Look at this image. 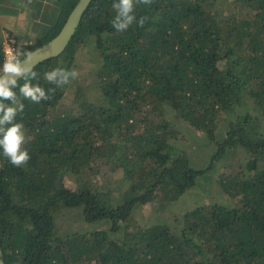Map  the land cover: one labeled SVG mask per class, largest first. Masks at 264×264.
<instances>
[{
    "label": "trees",
    "instance_id": "16d2710c",
    "mask_svg": "<svg viewBox=\"0 0 264 264\" xmlns=\"http://www.w3.org/2000/svg\"><path fill=\"white\" fill-rule=\"evenodd\" d=\"M113 2L91 0L63 50L30 69L48 100L14 89L30 160L13 167L0 150L4 263L264 264V0H153L134 7L144 25L124 32L111 25ZM87 49L100 63L86 84L45 80L57 67L76 71ZM190 127L212 145L201 164L178 145ZM231 154L236 164L217 176L227 199L164 222L136 217L139 204L157 214L200 192ZM118 173L123 188L95 180ZM76 208L101 226L59 230Z\"/></svg>",
    "mask_w": 264,
    "mask_h": 264
},
{
    "label": "clouds",
    "instance_id": "9594fccd",
    "mask_svg": "<svg viewBox=\"0 0 264 264\" xmlns=\"http://www.w3.org/2000/svg\"><path fill=\"white\" fill-rule=\"evenodd\" d=\"M153 0H114L111 7L115 15L111 21L112 27L117 32L126 31L134 22L143 26L146 17L136 20L134 7L136 4L151 5ZM37 73L26 68L18 55H10L0 67V150L13 167H22L30 160L28 150L24 147L27 143L23 123L16 122V116L24 109V104L18 100L19 96L33 103L48 100L49 96L39 84L31 81L37 78ZM78 73L75 70H65L57 67L44 73L48 83L62 87L76 79ZM23 77L25 82L18 85L17 80ZM8 102V103H6Z\"/></svg>",
    "mask_w": 264,
    "mask_h": 264
},
{
    "label": "rangeland",
    "instance_id": "374dc122",
    "mask_svg": "<svg viewBox=\"0 0 264 264\" xmlns=\"http://www.w3.org/2000/svg\"><path fill=\"white\" fill-rule=\"evenodd\" d=\"M25 52V51H24ZM20 56H24L23 53ZM20 57V58H21ZM76 64V72L78 76L76 79H73L72 83H87L88 79L91 78L92 72L97 68L100 63V56L96 51L91 49L83 50L77 53L76 59L74 60ZM67 102H70L67 100ZM70 105V104H69ZM66 105V106H69ZM185 141H179L178 145H181L188 153L190 157V163H203L208 158V154L212 150V145L207 143L204 135L200 131H195L193 127H190V131L185 134ZM176 145V146H178ZM175 146H172L173 148ZM181 154V151L175 150L173 155ZM234 163V164H233ZM236 164L235 159H233V155H228L226 158L219 160L214 172H212L210 177V181L201 180L195 185L197 187V191L186 192L181 195L175 202L170 203L169 205L162 208L163 212L161 213H152L151 212V202H147L145 204H139L135 207L134 213L141 223H154V222H164L168 221L173 217V214L180 213L184 208H189V206L198 203H207L213 201H222L224 198L227 199V195L223 192L222 189L218 187V175L222 171H227L232 168ZM95 180L99 185L108 184L109 186H113L114 188H123L127 185L128 180L123 179L120 173L113 174L112 179L108 180L107 178H101L100 176H96ZM64 183L67 186H75L73 179L71 177L65 176ZM191 204V205H190ZM78 211L76 213H70L65 215L64 217L57 219V228L61 230L62 227L71 228V229H91L100 227V223L95 222H84L82 216L80 214L79 208H76Z\"/></svg>",
    "mask_w": 264,
    "mask_h": 264
},
{
    "label": "crops",
    "instance_id": "0c3cea01",
    "mask_svg": "<svg viewBox=\"0 0 264 264\" xmlns=\"http://www.w3.org/2000/svg\"><path fill=\"white\" fill-rule=\"evenodd\" d=\"M72 0H0L1 48L8 36L16 42V55L53 37L69 14ZM25 51V52H24Z\"/></svg>",
    "mask_w": 264,
    "mask_h": 264
},
{
    "label": "water",
    "instance_id": "95a60500",
    "mask_svg": "<svg viewBox=\"0 0 264 264\" xmlns=\"http://www.w3.org/2000/svg\"><path fill=\"white\" fill-rule=\"evenodd\" d=\"M91 0H77L58 32L46 42L32 48L19 58L26 68H32L44 59L59 54L73 34L76 26ZM0 264H5L0 246Z\"/></svg>",
    "mask_w": 264,
    "mask_h": 264
},
{
    "label": "built area",
    "instance_id": "2783aa9c",
    "mask_svg": "<svg viewBox=\"0 0 264 264\" xmlns=\"http://www.w3.org/2000/svg\"><path fill=\"white\" fill-rule=\"evenodd\" d=\"M12 54L16 55V42L12 36H8L1 48V59L3 63Z\"/></svg>",
    "mask_w": 264,
    "mask_h": 264
}]
</instances>
